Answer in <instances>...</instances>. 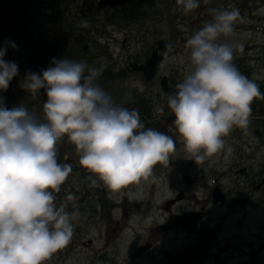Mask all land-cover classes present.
Listing matches in <instances>:
<instances>
[{"label": "clouds", "instance_id": "9594fccd", "mask_svg": "<svg viewBox=\"0 0 264 264\" xmlns=\"http://www.w3.org/2000/svg\"><path fill=\"white\" fill-rule=\"evenodd\" d=\"M177 4L190 13L200 0ZM210 12L211 21L186 41L189 70L167 102L184 150L198 163L223 151L234 128H247L251 103L264 98L233 63L234 50L242 45L227 38L234 34L239 11ZM5 52L0 48V92L18 74V66L3 59ZM102 71L83 61L53 58L42 73H26L20 86L28 94L45 90L44 122L22 104L7 108L0 102V264H47L70 243L78 213L57 206L54 195L72 172L71 164L57 162L56 145L63 138L79 154V166L95 177L93 185L99 181L113 192L147 181L175 152L172 137L144 130L138 111L123 107L130 97L117 103L97 83Z\"/></svg>", "mask_w": 264, "mask_h": 264}, {"label": "rangeland", "instance_id": "374dc122", "mask_svg": "<svg viewBox=\"0 0 264 264\" xmlns=\"http://www.w3.org/2000/svg\"><path fill=\"white\" fill-rule=\"evenodd\" d=\"M200 2H203L202 9L204 11H198L197 8L192 12H198L193 13L191 17L183 12L176 3L169 4L168 9L159 6L153 7L148 9L151 15H148L147 19L136 22L135 33L132 34L133 31L127 30L125 33L121 31L116 35L114 45L111 48L110 67L105 76L109 81L110 90L114 92V96H122L123 99L130 97L129 102L124 103V105L131 104L130 102L132 101L142 100L143 103L140 107L144 111H140L145 114V116L142 115V119L146 120V124L143 122L146 130L153 127L154 130L164 133V129L161 128L165 124L162 123L157 126V122L158 120L163 122L162 119L165 113L156 112L155 109L163 107L167 109V113L170 112L167 106L168 95L161 91L158 84L159 77L165 75L168 80V86L178 91L177 85L183 82L184 76L189 70V50L186 48L187 39L198 28L202 27L205 21H211L210 17H208L211 14V9L231 10L228 5L223 8L221 4H215L216 7H214L211 1L201 0ZM245 3H243V7L240 5L236 9L239 11L240 19L234 26V34L227 38V42L242 45V49L237 48L234 50L233 63L243 76L254 81L258 85L259 90H263L264 2L262 0H254ZM201 16L208 17V19H199ZM129 25V30L133 29L132 24ZM122 36L126 37L123 45L120 44ZM156 40L163 41L162 54H164V57L156 67L151 80L144 84L142 75L131 70L128 64L144 60L149 54L150 47H154ZM221 42H225L224 38H221ZM260 106H264V98L261 101L253 100L250 106V114L253 113L257 116L258 107ZM134 108L136 107L130 106L131 110ZM149 111L155 112L151 118H149ZM248 120L247 128H234L231 134L225 137V149L215 155V167L219 173L225 172V175L218 178L217 183L227 194L226 202L221 205H214L213 201L206 195L205 190L212 184L211 176H207L208 180H205V183L204 180H199L195 185L187 186L184 193L189 196L175 207V210H179L191 205L200 206L206 212L203 222L215 223L223 221L221 235L225 237L231 235L239 246L250 252V259L246 260L243 257H236L227 264H264V202L261 196L263 191L253 192L251 189V184L261 177L264 168V119L259 122L249 116ZM40 122H44V120ZM147 124L150 125V128H148ZM245 134L248 139V148L244 149V155L248 158L240 159L236 163L238 165H232L234 146L237 144L236 137ZM69 143L65 137L57 143L56 147ZM259 144L261 145L259 146ZM182 148V151L174 153L176 158H171L174 167L169 165V163L167 165H156L152 176L147 181H141L139 184H129L118 192L111 191L97 181L95 187L103 185L104 191L102 189L96 190L95 195L98 197L92 202L90 198L79 201L77 198L78 193L73 191L76 189L79 192L80 189L84 188L82 186L83 181L79 179L81 178V168L76 173V176L70 174L68 178H71V181L66 180L61 186L60 192L55 193V196L61 199L57 206L63 203L67 205L66 210L69 207L77 210L91 209L97 207L96 202L99 200L108 202L106 199L108 197L111 199L110 202H117L119 208H116L118 210L117 213L110 212V202H108L106 205L108 207H104L107 218H109V215H113L114 218H118L119 225H114L112 220V223L109 224V230L111 227L115 228L116 233L114 236L108 234L109 239L107 241H105V237H103L104 240L95 238L93 240L94 246L73 248L70 242L65 248L56 252L51 260L47 261V264H89L90 259L88 258L98 250H101L102 256L115 258L113 260L115 262L112 264H158V246L164 245L165 247L175 248L189 245L192 237L177 230L165 236L163 235V237L154 230L148 231V226L151 222H160L165 218L160 205L173 189L178 187V178H180L178 171L181 172L183 169L181 167L191 158L184 150V147ZM56 149L57 159L60 161L71 153L70 151L60 150L59 147ZM178 153H180L179 156ZM220 155L221 157H218ZM198 165L202 172L209 169L204 163L196 162L195 166ZM241 165L247 167V173L234 175L232 169ZM254 175L257 177L252 178ZM154 181L157 183L156 190L153 185L155 184ZM249 192L252 194L251 206L244 204L238 206L230 205L232 199L242 197ZM69 194L74 197L71 201L66 199ZM122 197L126 199L123 201ZM123 211L126 216L119 219L121 217L120 212ZM73 225L74 232L71 239L75 242L79 239L75 236L76 224L73 223ZM146 230L148 231L147 233H145ZM251 231L255 235H251ZM85 233L87 234L84 238L89 237L93 233V229L89 227ZM150 233L152 235L151 240L157 244V248L155 247V249L148 252L135 253L136 246L144 241L146 235ZM104 241L106 242L105 245H103ZM236 255L240 256V252L237 251ZM107 264H110V262L108 261Z\"/></svg>", "mask_w": 264, "mask_h": 264}, {"label": "flooded vegetation", "instance_id": "af4514ba", "mask_svg": "<svg viewBox=\"0 0 264 264\" xmlns=\"http://www.w3.org/2000/svg\"><path fill=\"white\" fill-rule=\"evenodd\" d=\"M207 1H211L214 7H216L215 4H221L223 8L228 5L232 10L237 9L240 5L243 7V3L245 2L248 3L254 0ZM262 1L264 2V0ZM174 3L177 4V0H0V48L6 49L3 59L5 61L14 62L18 66V74L12 79L8 89L0 92V102L7 108L22 104L27 107L30 112L35 113L39 121L44 120L43 103L47 99V97L42 94L44 89L40 90L37 96H33L28 94L20 85L26 73H42L50 66L53 58H68L76 62L83 61L89 66L102 67L103 71L97 83L109 93V81L105 74L110 67L109 62L112 58L111 48L112 45H114L116 35L121 31L125 33L127 30L133 31L132 34L135 33L136 22L147 19V16L151 15L148 9L156 6L168 9L169 4ZM202 8L203 2H200L198 11L201 10L203 12L204 9ZM198 11L187 14L191 17L193 13H197ZM208 17L212 19V14ZM208 17L201 16L199 19L207 20ZM129 24H132L133 29L129 30ZM125 39V36L121 37V45L124 44ZM158 41L159 40H156L154 47H150L148 56L153 49L157 47ZM163 48L164 44L161 40V48L157 51V54L161 56V61L164 57V54H162ZM146 58H144V60ZM144 60L130 63L128 67L131 69V65H139L143 63ZM137 73L142 75L140 72ZM171 88L172 87L168 86V90ZM112 93L114 94L113 91ZM165 94L168 95V93ZM111 96L117 103H121L123 100L122 96ZM130 103L131 104L126 105L123 103V107L129 110H131L130 106L136 107L134 109L138 111L141 123H145L146 120L142 119V115L145 116V114H142L144 110L140 107L143 103L142 100L132 101ZM167 112V109L164 108L162 112L165 113L162 119L163 122L158 120L157 126H160L162 123L165 124L166 127L164 126L161 129H164V134L173 138L176 145L174 153H177L182 151V147L184 146L174 125L175 117L171 111L169 113ZM148 114L149 118H151L155 112L149 111ZM249 116L257 119L259 122L263 121L261 119H264L259 113L257 116L253 113ZM147 126L150 128L149 124H147ZM144 128V130H146V126H144ZM151 129H153V127H151ZM236 142L237 144L234 146V155L232 157V165H238L236 163L240 159L248 158L244 155V149L248 148L246 134L236 137ZM260 145L261 144H259V146ZM58 147L60 150L70 151L71 153L67 155V157H64L62 161L57 159V162L60 164H71L72 172L70 174L76 176V173L81 168L79 166V154L71 143ZM174 153L169 157L168 162L172 167L174 166L171 158H176ZM179 155L180 153H178V156ZM218 157H221V155ZM215 158L216 157L213 156L204 160L203 163L206 165L207 169L209 168L205 172L199 169V165L195 166L196 162L192 157L185 162L181 167L183 168L181 172L178 171V174H180L177 183L178 187L173 189L171 192L172 194L170 193L160 205V209L164 213L165 218L160 222L153 221L148 226L149 232L154 230L162 237L174 230L192 237L191 243L187 246L184 245L183 247L175 248L165 247L164 245L158 246V264H227L236 257H243L246 258V260L250 259V252L239 246L237 241L232 239L231 235L227 237L221 235L223 221H217L215 223L203 222L206 217V212L202 207L191 205L186 208L175 210V207L189 196L184 193L185 188L195 185L199 180H204L205 183V180H208L207 176H211L212 184L205 190L206 195L209 196L214 205H221L226 202L225 198L227 194L217 183L218 178L225 175V172L219 173L214 165ZM80 171L81 178L79 179L83 181L82 186H84V188L80 189L79 192L76 189L73 191L74 193H78L77 198L79 201L90 198L92 202L98 197L95 195L96 190L102 189V191H104V186L95 187L96 185L92 183L95 177L82 168ZM247 171L248 169L244 165L235 166L232 169L234 175H244ZM254 177L257 176L254 175L252 178ZM67 180L70 182L71 178ZM154 183L153 185L156 190L157 183L155 181ZM251 189L253 192L262 190L261 196L264 202V168L261 177L251 184ZM215 191H217V193H215ZM218 196L221 200H215ZM106 199L108 202L111 200L108 197ZM125 199L126 198L122 197L123 201ZM60 200L59 197H56L57 204L60 203ZM108 202L99 200L96 202L97 207L85 210H77L69 207L67 210L69 213H78V215L72 219V223L76 224L75 236L79 239L75 242L71 239L70 242L73 248L90 247L93 245V240L95 238L103 239V237H105V241H107L109 239L108 234L114 236L116 230L114 227H111L109 230V224L112 223L111 221L113 220L114 225H119V220L118 218H114L113 215H109V218H107L104 207H108L106 206ZM241 204L252 205V194L250 192L242 197H235L230 201L231 206H238ZM109 206L111 209L110 212L117 213V209L119 208L117 202L111 201ZM185 213H194L193 216H197L196 221L192 223L191 227H187L189 225L182 227L180 224L169 228L165 227L167 226L165 224L169 217ZM120 216L119 219L125 217V212H120ZM89 227L93 229V233L89 237L84 238L87 234L85 231H87ZM206 227H216V229L210 237L208 246L204 250V255L196 256L195 253H193L194 255L184 260H182L181 256H177L176 253L190 248L197 240L199 232ZM148 231L146 230L145 233ZM251 235H255L254 232L251 231ZM151 236V233L146 235V239L136 246L135 253L141 251L148 252L155 249L157 244L152 242ZM105 241L103 245L106 244ZM237 251L240 252V256L236 255ZM102 254L101 250L93 253V255L88 258L90 259L89 264H107L108 261L112 264L115 262L113 261L115 258L102 256Z\"/></svg>", "mask_w": 264, "mask_h": 264}, {"label": "water", "instance_id": "95a60500", "mask_svg": "<svg viewBox=\"0 0 264 264\" xmlns=\"http://www.w3.org/2000/svg\"><path fill=\"white\" fill-rule=\"evenodd\" d=\"M160 48H161V41L159 40L157 43V47L155 49H153V51L144 60L143 63H141L139 65H134V64L131 65L132 70H134L135 72H140L142 74L144 83H147L150 81L151 77L154 74V70H155L156 66L161 61V56L159 54H157V51ZM159 85H160L163 92H167V89H168L167 88V79L165 76H161L159 78ZM41 90H43V89H41ZM44 91L42 92L43 95H45ZM176 92L177 91L175 89H171L169 92V96L175 94ZM259 113L261 115H264V107L259 108ZM215 193H217V191H215ZM215 200H221V198L218 196L215 198ZM193 215H194V213H185V214H181V215L171 216L167 220V222L165 224L167 226H165V227L169 228V227H173V226H176L179 224L182 225V227H186L187 225H189L187 227H191L192 223L195 222L197 219V216L194 217ZM215 229H216V227L203 228L199 232L198 238L195 241V243L190 248L176 253L177 256H181L182 260H184V259H187V258L191 257L192 255H194L193 253H195L196 256L197 255H200V256L204 255V250L208 246L210 237H211L212 233L215 231ZM200 252H201V254H200Z\"/></svg>", "mask_w": 264, "mask_h": 264}, {"label": "trees", "instance_id": "16d2710c", "mask_svg": "<svg viewBox=\"0 0 264 264\" xmlns=\"http://www.w3.org/2000/svg\"><path fill=\"white\" fill-rule=\"evenodd\" d=\"M261 89H263V88H261ZM264 90V89H263ZM263 90H260V92H261V94H263L264 93V91ZM111 92V93H110ZM109 93H110V95H114L113 93H112V91L110 90L109 91ZM263 98H256V99H254L255 101H261Z\"/></svg>", "mask_w": 264, "mask_h": 264}]
</instances>
